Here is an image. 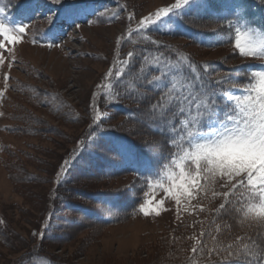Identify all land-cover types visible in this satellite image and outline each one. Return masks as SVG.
<instances>
[{
    "label": "rangeland",
    "instance_id": "obj_1",
    "mask_svg": "<svg viewBox=\"0 0 264 264\" xmlns=\"http://www.w3.org/2000/svg\"><path fill=\"white\" fill-rule=\"evenodd\" d=\"M20 1L0 0L4 8L0 19L5 23L23 19L27 25L23 42L9 45L14 52H5L0 64V264H163L173 257L169 252L172 242L180 237L190 252L196 247L204 253L203 243L198 240L202 226L209 220L208 210L200 205L203 192L192 199L181 198L178 205L171 194L165 195L163 188L167 184L161 188L152 183L144 201H151L148 206L155 207L163 199L159 215L145 216L139 211L130 220L102 229L80 228L71 222L77 218L59 204L61 195L70 196L67 192L81 187L88 193L109 194L110 185L95 182L93 170L88 173L90 179L78 185L76 178L86 153L75 152L81 148L84 127L97 95L102 94L106 106L112 105L114 90L104 84L116 60L128 66V53L134 52V46L151 40L186 48L187 36H198L181 24V18L178 23L164 18L165 22L147 31H136L140 19L150 15L154 19L159 9L174 0H78L95 14L73 23L56 5L61 11H57L53 25L46 16L41 20L45 23H34V14H44L46 8L55 7L36 0L25 13L24 5L18 6ZM72 2L65 0L64 7ZM233 2L241 5L239 0H221L220 9L226 11L225 5ZM70 30L73 36H69ZM132 33L127 51L116 52V56L117 40ZM229 37L232 42L228 46L216 48L215 41L201 40L211 47L209 51L191 46L187 49L199 59H228L231 64H251L254 69L264 66V60L241 57L233 47L235 33ZM50 43L55 46L49 47ZM62 167L66 171L61 172ZM53 210V217L45 218ZM42 219L51 220L53 236L59 235L60 240H45L37 256L33 254L17 263L32 245L31 229Z\"/></svg>",
    "mask_w": 264,
    "mask_h": 264
},
{
    "label": "snow or ice",
    "instance_id": "obj_2",
    "mask_svg": "<svg viewBox=\"0 0 264 264\" xmlns=\"http://www.w3.org/2000/svg\"><path fill=\"white\" fill-rule=\"evenodd\" d=\"M21 2L27 13L36 0ZM47 2L61 6L65 18L73 23L95 14L78 0H73L67 7H64L65 0ZM225 9L214 8L211 0H175L171 5L159 9L154 19L151 15L140 19L136 31H147L150 26L165 22L164 18H167V22L178 23L184 14L194 12L199 16L203 13L223 20L230 32L235 33L233 47L241 57L264 60V25L254 26L238 3L225 5ZM3 12L4 8L0 7V14ZM49 12L51 14L46 19L53 25L57 9L50 8ZM132 19L133 14H130L129 20ZM87 22L92 23L91 20ZM76 26L79 27L78 24ZM26 29L23 19L7 23L0 19V64L4 62L5 52H14L9 45L23 42ZM48 46L55 45L50 43ZM133 55V52H129L128 58L131 59ZM12 59L15 60L14 55ZM188 67L192 75L183 85V90H177L174 84H170L166 73L163 74L164 79L154 77L148 81L162 93L160 101L152 106V110L158 113L160 123L168 131L173 151L155 169L147 166L150 175L145 177L146 186L151 188L153 180L161 188L167 184L168 187L163 188L165 195L171 194L178 205L181 198L192 199L201 192L207 195L212 190L213 196L221 195L224 198L217 209L218 213L226 210L227 206L240 214L242 224H264V66L254 69L249 64L243 73V81L240 79L241 73L237 72L236 75L207 84L201 82L202 77L196 72L195 66L189 64ZM204 71L208 72V66H204ZM121 75L118 71L116 79ZM177 105L178 111H173ZM177 116L181 117L178 121ZM94 125L88 136L90 140L96 138L97 130L101 128L99 112L94 117ZM111 151L120 156L124 163L144 166L127 144L113 142ZM64 171L66 169L62 167L61 172ZM216 185L227 190L218 193L214 190ZM173 188L176 192L172 191ZM151 203L145 200L139 205V211L145 216L159 215L163 199L156 202L155 207H149ZM236 239L241 240L240 237ZM255 248L253 256L246 257L244 264H264V248L258 245ZM226 251L225 261L235 259L237 264H241V256L233 252L231 246Z\"/></svg>",
    "mask_w": 264,
    "mask_h": 264
},
{
    "label": "trees",
    "instance_id": "obj_3",
    "mask_svg": "<svg viewBox=\"0 0 264 264\" xmlns=\"http://www.w3.org/2000/svg\"><path fill=\"white\" fill-rule=\"evenodd\" d=\"M241 3L244 14L254 26L264 25V0H241ZM181 21L184 26L198 35L189 38L186 48L158 40H151L146 45L134 46V55L129 59L128 66L116 60L115 64H112L111 75L106 77L108 81L104 85L114 90V97L110 98L112 105L108 107L102 102L101 93L97 103H92L93 108L89 112V122L84 127L81 148L75 152L76 154L82 151V155L86 153L81 164L83 166H80L81 174L76 180L80 181L78 183L80 185L82 181L90 179L88 173L93 170L96 175L95 182L110 185L111 189L107 191L109 194H100L88 193L84 187H81L67 192L70 196L61 195L59 204L62 205V210H69V214L77 218V221L71 222H75L80 228H108L132 219L139 213V205L144 202L149 190L145 177L150 175V172H140L130 163L122 162L121 157L111 151L113 142L131 146L142 164L144 165L146 161L152 169H155L158 163H164L165 158L173 151L169 144L168 131L160 123L158 113L152 110V106L160 101L162 93L148 81L153 80L154 77L164 79L163 74L166 73L170 84H174L177 90H183V85L192 75L189 64L195 66L196 72L202 77L201 82L205 84L236 75L237 72L241 73L240 79L244 80L243 73L246 72L249 64H231L228 59L219 61L199 59L187 49L191 46L209 51L211 47L201 41V38L206 39L207 42L208 39L215 41L216 48L230 45L232 41L229 35L233 36V32H230L223 20L204 14L197 16L191 12L184 14ZM126 43L124 42L118 50L119 53L124 49L127 51L129 45L127 46ZM205 65L208 66L207 73L204 71ZM118 71L122 75L117 80ZM100 84L98 82L97 85ZM172 110L178 111V105ZM97 112L100 114L101 128L97 130L96 138L88 145V136L95 127L94 117L97 116ZM179 119L181 117L177 116L176 120ZM152 183L156 181L153 180ZM214 190L222 193L227 189L216 185ZM223 202V196H213L212 190L208 191L207 195L201 196L200 205L204 210H208L209 218L202 226L203 231L199 233L198 239L203 243L204 253L196 247L195 252L194 248L190 252V248L185 247L184 238L180 237L172 242L169 251H172L171 256L174 258L163 264H214L215 260L218 263L237 264L235 259L230 262L224 259L229 246L233 252L241 256V264H244L245 258L255 253V245L264 248V224L257 222L242 224L240 214L227 206L226 210L218 213L217 209ZM54 210L45 218L49 215L53 217ZM50 222L51 220L42 219L40 225L31 229L32 245L18 257L17 263L33 254L37 256L45 240H60L59 235L53 236L54 231ZM1 227L0 224V235L3 233ZM237 237L241 240L237 241ZM245 245L248 247L245 248ZM181 256L185 258L180 259Z\"/></svg>",
    "mask_w": 264,
    "mask_h": 264
}]
</instances>
